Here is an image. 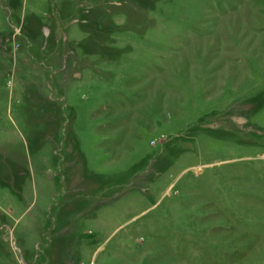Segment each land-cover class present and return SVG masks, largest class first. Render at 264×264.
<instances>
[{
	"label": "rangeland",
	"instance_id": "rangeland-1",
	"mask_svg": "<svg viewBox=\"0 0 264 264\" xmlns=\"http://www.w3.org/2000/svg\"><path fill=\"white\" fill-rule=\"evenodd\" d=\"M0 264H264V0H0Z\"/></svg>",
	"mask_w": 264,
	"mask_h": 264
}]
</instances>
